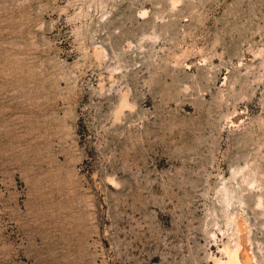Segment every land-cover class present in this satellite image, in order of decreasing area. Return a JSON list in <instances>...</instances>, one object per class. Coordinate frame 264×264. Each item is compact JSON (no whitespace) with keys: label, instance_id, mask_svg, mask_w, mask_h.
Masks as SVG:
<instances>
[{"label":"rangeland","instance_id":"374dc122","mask_svg":"<svg viewBox=\"0 0 264 264\" xmlns=\"http://www.w3.org/2000/svg\"><path fill=\"white\" fill-rule=\"evenodd\" d=\"M258 186L264 0H0V264H264Z\"/></svg>","mask_w":264,"mask_h":264},{"label":"bare ground","instance_id":"6f19581e","mask_svg":"<svg viewBox=\"0 0 264 264\" xmlns=\"http://www.w3.org/2000/svg\"><path fill=\"white\" fill-rule=\"evenodd\" d=\"M96 52L98 54L99 51ZM125 96L126 95H122L121 97L120 103L122 108L128 106ZM237 174L238 173L233 172L232 177H235ZM250 184V191L254 190L253 187H256V181L254 180L252 183H249V185ZM257 189L260 192L256 197L255 206L257 209H264V201L261 194L262 187L258 186ZM222 191L224 193V201L226 202L227 207H229L233 197H230L229 189L225 185L223 186ZM227 223L231 227V233L228 236L227 242L222 243L219 246L217 245L218 252L216 255H210L213 262L215 264H261L255 253L253 237H251V230L247 219L244 218V216H238L236 213H231L228 217ZM213 237H215V234H213Z\"/></svg>","mask_w":264,"mask_h":264}]
</instances>
